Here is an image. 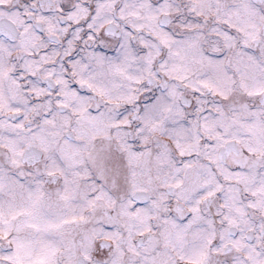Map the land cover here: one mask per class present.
Here are the masks:
<instances>
[{
    "label": "snow or ice",
    "instance_id": "6c2138e0",
    "mask_svg": "<svg viewBox=\"0 0 264 264\" xmlns=\"http://www.w3.org/2000/svg\"><path fill=\"white\" fill-rule=\"evenodd\" d=\"M0 264H264V0H0Z\"/></svg>",
    "mask_w": 264,
    "mask_h": 264
}]
</instances>
